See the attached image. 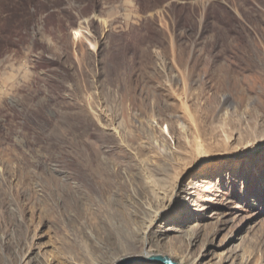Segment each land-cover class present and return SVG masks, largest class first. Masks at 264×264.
I'll return each instance as SVG.
<instances>
[{
	"label": "rangeland",
	"instance_id": "1",
	"mask_svg": "<svg viewBox=\"0 0 264 264\" xmlns=\"http://www.w3.org/2000/svg\"><path fill=\"white\" fill-rule=\"evenodd\" d=\"M168 253L264 264V0H0V264Z\"/></svg>",
	"mask_w": 264,
	"mask_h": 264
},
{
	"label": "water",
	"instance_id": "2",
	"mask_svg": "<svg viewBox=\"0 0 264 264\" xmlns=\"http://www.w3.org/2000/svg\"><path fill=\"white\" fill-rule=\"evenodd\" d=\"M145 259H151L154 261H158L163 264H180L178 262L172 261L167 255L162 254H154V255H134L131 257H125L119 261H117L115 264H132L137 261H142Z\"/></svg>",
	"mask_w": 264,
	"mask_h": 264
},
{
	"label": "bare ground",
	"instance_id": "3",
	"mask_svg": "<svg viewBox=\"0 0 264 264\" xmlns=\"http://www.w3.org/2000/svg\"><path fill=\"white\" fill-rule=\"evenodd\" d=\"M165 254V253H162ZM167 256L174 262H178L180 264H187L183 259H181L180 261L176 259V256L173 253H168Z\"/></svg>",
	"mask_w": 264,
	"mask_h": 264
}]
</instances>
